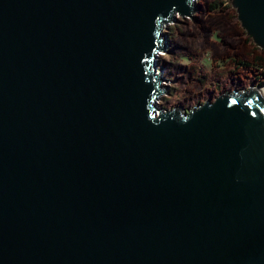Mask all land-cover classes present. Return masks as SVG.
<instances>
[{"label":"water","instance_id":"obj_1","mask_svg":"<svg viewBox=\"0 0 264 264\" xmlns=\"http://www.w3.org/2000/svg\"><path fill=\"white\" fill-rule=\"evenodd\" d=\"M193 5L0 0V264H264V91L156 100Z\"/></svg>","mask_w":264,"mask_h":264},{"label":"rangeland","instance_id":"obj_2","mask_svg":"<svg viewBox=\"0 0 264 264\" xmlns=\"http://www.w3.org/2000/svg\"><path fill=\"white\" fill-rule=\"evenodd\" d=\"M193 4L192 20L176 13L162 27L156 67L167 80L157 103L183 110L224 92L264 86V48L241 26L231 0Z\"/></svg>","mask_w":264,"mask_h":264},{"label":"bare ground","instance_id":"obj_3","mask_svg":"<svg viewBox=\"0 0 264 264\" xmlns=\"http://www.w3.org/2000/svg\"><path fill=\"white\" fill-rule=\"evenodd\" d=\"M262 88V90L264 91V86H260Z\"/></svg>","mask_w":264,"mask_h":264},{"label":"flooded vegetation","instance_id":"obj_4","mask_svg":"<svg viewBox=\"0 0 264 264\" xmlns=\"http://www.w3.org/2000/svg\"><path fill=\"white\" fill-rule=\"evenodd\" d=\"M201 103H202V102H201ZM199 104H200V103H199ZM191 108H192V107H191ZM187 109H190V108L183 109V111H184V110H187Z\"/></svg>","mask_w":264,"mask_h":264}]
</instances>
